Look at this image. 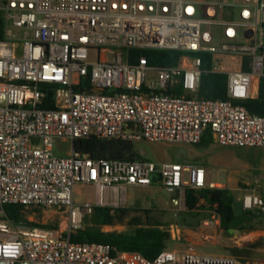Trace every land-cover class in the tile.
<instances>
[{"label":"built area","instance_id":"obj_1","mask_svg":"<svg viewBox=\"0 0 264 264\" xmlns=\"http://www.w3.org/2000/svg\"><path fill=\"white\" fill-rule=\"evenodd\" d=\"M0 18V264H255L193 247L149 260L109 243L72 241L94 207L119 202L129 186H150L157 174L177 213L189 212L188 190L217 185L198 165L95 159L74 147L62 157L55 143L198 145L209 135L223 146L264 147V116L241 104L258 98L264 83V0H0ZM145 49L183 55L176 66L151 65L145 55L131 62L133 50ZM206 72L227 76L226 99L198 95ZM47 87L50 109L41 108ZM78 184L94 186L95 203L75 202ZM262 188L258 180L241 198L245 212H264ZM9 204L63 211L69 226L13 221Z\"/></svg>","mask_w":264,"mask_h":264},{"label":"rangeland","instance_id":"obj_2","mask_svg":"<svg viewBox=\"0 0 264 264\" xmlns=\"http://www.w3.org/2000/svg\"><path fill=\"white\" fill-rule=\"evenodd\" d=\"M157 77V72L152 70L149 78L153 80ZM134 145L135 151L143 159L153 161L159 167L166 162L192 163L196 160L202 163L207 170L209 183L223 185L236 199L243 198L256 188V182L264 175V147L223 146L214 141L206 145L137 141ZM72 149L71 140L58 139L55 143L58 156H67ZM259 195L264 198L263 192L259 191ZM174 197L158 180L150 186H129L118 196L119 202L110 197L106 202V206L112 208L128 209V214L117 219L113 225L105 226L104 230L125 231L129 229L133 217H140L146 223L149 216L169 224L172 238L168 243V251H177L181 256L189 247H193L200 255H229L245 262L264 264V212L259 213L254 220V225L262 233L250 234L251 228L227 233L214 223L209 226L202 223L198 228L181 227L175 217L177 210L172 202ZM96 198L94 186H75L74 200L77 204L95 203ZM24 215L29 222L50 225L57 230H67L70 223L67 213L55 209L26 208Z\"/></svg>","mask_w":264,"mask_h":264},{"label":"trees","instance_id":"obj_3","mask_svg":"<svg viewBox=\"0 0 264 264\" xmlns=\"http://www.w3.org/2000/svg\"><path fill=\"white\" fill-rule=\"evenodd\" d=\"M0 26L3 28V21L0 18ZM145 55L151 65L154 66H176L178 65L182 52L167 51L159 49L133 50L131 62H136L139 57ZM203 69L211 66L210 55L204 54ZM248 70V68H244ZM85 84H88L85 82ZM47 97L41 108H54L52 87H47ZM177 93H182L179 90ZM198 95L211 99L227 98V76L224 74L206 72L201 78ZM248 111L255 115L264 116V83L262 82L261 94L256 99H248L241 102ZM213 142L211 136H204L198 145H206ZM73 147L82 154L89 155L95 159H143L136 151L133 142L118 140H103L96 137L77 139ZM236 197L227 188H205L201 190H188L187 205L193 215H199L203 211H211L217 214L220 221V228L230 233L229 224L234 218L233 203ZM5 217L16 222H23L33 226L53 228L50 225H42L26 220L24 212L26 208L22 205L9 204L5 206ZM196 210V212H195ZM129 210L117 209L109 206H96L92 213L83 219L80 229L71 235L75 242H102L116 246L119 250L140 252L147 259L154 260L161 252L167 249L171 240L169 224L159 222L147 216L144 223L140 217H133L129 222V229L125 231H105V226L113 225L117 219L123 218ZM149 213V211L147 210ZM257 218L258 213H252ZM253 229V227H250ZM250 228H241V231ZM238 252V251H237Z\"/></svg>","mask_w":264,"mask_h":264},{"label":"water","instance_id":"obj_4","mask_svg":"<svg viewBox=\"0 0 264 264\" xmlns=\"http://www.w3.org/2000/svg\"><path fill=\"white\" fill-rule=\"evenodd\" d=\"M159 179V174H157L154 178V181ZM263 192H264V184H263ZM233 211L234 218L229 224V228L231 231L239 232V228L243 225L249 226L256 219L254 215H251L245 212L243 208V201L241 199H237L233 203ZM212 217V212H202L199 215H181L178 219V223L181 227L191 226L194 228H198L201 223L207 219Z\"/></svg>","mask_w":264,"mask_h":264},{"label":"crops","instance_id":"obj_5","mask_svg":"<svg viewBox=\"0 0 264 264\" xmlns=\"http://www.w3.org/2000/svg\"><path fill=\"white\" fill-rule=\"evenodd\" d=\"M176 163H179V162H176ZM181 164H193V165H198V166H201V167L205 168V166H204L202 163L196 162V160L193 161L192 163H181ZM205 169H206V168H205ZM206 172H207V170H206ZM207 182L209 183V181H208V175H207ZM259 182H261L262 184H264V175L261 176V180H260ZM209 184H216V185H217L216 188H223V187H222L223 185H220L219 183H209ZM259 191L263 192V188H262V189H259ZM263 193H264V192H263ZM236 200H237V199H236ZM195 212H196V210H195ZM203 212H211V211H203ZM181 215H193V214H191V212L189 211V212H186V213H177L175 217H177V218L179 219V217H180ZM217 218H218V217H217ZM217 218H213V213H212V217H211L210 219H207V220H209L210 223H212V224L214 223L216 226H218V225H220V221H219V219H217ZM202 223H203V222H202ZM202 223H201V224H202ZM184 227H185V226H184ZM187 227H191V226H187ZM250 227H253V229H250V230H251V231H250V234L262 233V232H260V231L256 228V226L254 225V222H252V224L250 225ZM262 235H263V234H262ZM171 236H172V235H171ZM263 237H264V235H263Z\"/></svg>","mask_w":264,"mask_h":264},{"label":"flooded vegetation","instance_id":"obj_6","mask_svg":"<svg viewBox=\"0 0 264 264\" xmlns=\"http://www.w3.org/2000/svg\"><path fill=\"white\" fill-rule=\"evenodd\" d=\"M247 213L251 214L250 212H247ZM251 215H252V214H251ZM241 228H250V225H249V226L243 225V226H241V227L239 228V230H241Z\"/></svg>","mask_w":264,"mask_h":264}]
</instances>
